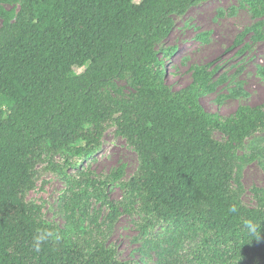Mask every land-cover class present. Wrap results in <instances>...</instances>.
Wrapping results in <instances>:
<instances>
[{
  "label": "trees",
  "instance_id": "obj_1",
  "mask_svg": "<svg viewBox=\"0 0 264 264\" xmlns=\"http://www.w3.org/2000/svg\"><path fill=\"white\" fill-rule=\"evenodd\" d=\"M202 1L0 0V264H139L118 261L105 244L126 214L154 240L155 264H264V191H255V208L239 200L243 167L255 157L241 151L264 134L263 107L207 113L197 99L215 70L197 69L190 86L171 92L159 68L156 47L172 16ZM245 2L260 21L238 42L264 27V0ZM124 78L132 93L113 95ZM111 127L138 156L135 173L118 183V201L83 167ZM54 155L107 207L102 222L99 210L89 216L81 192L66 205L64 228L27 202L38 165ZM121 177L122 169L113 179Z\"/></svg>",
  "mask_w": 264,
  "mask_h": 264
},
{
  "label": "rangeland",
  "instance_id": "obj_2",
  "mask_svg": "<svg viewBox=\"0 0 264 264\" xmlns=\"http://www.w3.org/2000/svg\"><path fill=\"white\" fill-rule=\"evenodd\" d=\"M171 19L173 29L156 47L162 62L159 68L162 66L163 81L171 92L190 86L195 70H215L211 89L200 91L197 99L205 112L227 117L240 106H262L264 110V27L237 41L239 34L260 21V18L253 17L245 0H204ZM259 36L262 38L255 39ZM164 51L166 55H162ZM114 83L120 94L113 92V95L128 96L133 91L127 78ZM115 130V127L108 128L98 152L91 157L93 160L89 162V158L83 162L84 168L89 167L88 172L96 181L95 185L112 201L121 199L118 183L128 181L138 166L134 147L118 136ZM213 137L222 139L218 132ZM262 151L264 134L248 139L241 151L255 156L254 161L246 164L242 170L243 193L239 200L247 208L257 206L255 191H264ZM63 164L64 158L54 155L38 165V181L28 193L27 202L40 206L39 218L64 228L70 215L66 205L72 203L73 192H81L88 199L89 216L99 210L98 222H102L108 213L107 207H101L94 190L79 183L73 168H64ZM121 169L122 177L116 182L113 178ZM71 177H75L76 185L69 182L68 178ZM107 178L110 179L109 186L105 184ZM78 218L76 212L74 221L77 222ZM139 226L137 215H122L104 234L105 244L116 249L118 261L155 264L158 255L153 249L154 240L143 238ZM162 233L163 229L160 228L154 237Z\"/></svg>",
  "mask_w": 264,
  "mask_h": 264
}]
</instances>
